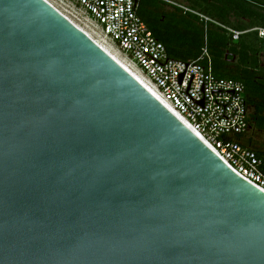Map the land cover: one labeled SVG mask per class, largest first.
<instances>
[{"label": "water", "instance_id": "water-1", "mask_svg": "<svg viewBox=\"0 0 264 264\" xmlns=\"http://www.w3.org/2000/svg\"><path fill=\"white\" fill-rule=\"evenodd\" d=\"M0 264H264V193L46 0H0Z\"/></svg>", "mask_w": 264, "mask_h": 264}, {"label": "built area", "instance_id": "built-area-1", "mask_svg": "<svg viewBox=\"0 0 264 264\" xmlns=\"http://www.w3.org/2000/svg\"><path fill=\"white\" fill-rule=\"evenodd\" d=\"M67 1L95 25L102 42L118 53L206 146L235 174L264 193V160L237 140L250 129L244 86L214 74L206 45L194 60H175L141 21L135 0ZM199 18L207 22V18ZM249 32L255 33L260 43L264 80V28L246 32L226 29L232 41Z\"/></svg>", "mask_w": 264, "mask_h": 264}, {"label": "trees", "instance_id": "trees-1", "mask_svg": "<svg viewBox=\"0 0 264 264\" xmlns=\"http://www.w3.org/2000/svg\"><path fill=\"white\" fill-rule=\"evenodd\" d=\"M242 16L257 23L243 25L234 31L246 32L253 28H264V18L258 14L242 9ZM138 15V12H137ZM207 17L212 14L204 13ZM139 16V15H138ZM197 20V17H193ZM153 36L164 45L170 58L180 61L196 59L206 45L212 54L214 74L220 78L234 79L241 82L245 89V99L249 110V128L264 132V80L260 64V43L255 33H243L237 41H232L226 30L203 29L189 22L188 30L177 35H158L151 25L147 24ZM224 25H227L224 23ZM229 44L231 45L229 47ZM235 57L233 63L225 60L226 50ZM212 50L216 52L213 54ZM251 150V149H250ZM257 157L264 160V151L252 150Z\"/></svg>", "mask_w": 264, "mask_h": 264}, {"label": "flooded vegetation", "instance_id": "flooded-vegetation-1", "mask_svg": "<svg viewBox=\"0 0 264 264\" xmlns=\"http://www.w3.org/2000/svg\"><path fill=\"white\" fill-rule=\"evenodd\" d=\"M135 3L141 21L148 29L147 24L151 25L158 35L175 34L177 30L185 32L189 22L199 28L212 30H235L243 25L257 23L242 16L243 8L264 18V0H135ZM204 13L212 14V17ZM200 16L207 18V22L204 23ZM193 17H197V20H193ZM212 51L213 54L216 52ZM209 55L213 57L210 52ZM223 58L231 63L235 61L228 49ZM245 142L252 147L248 140Z\"/></svg>", "mask_w": 264, "mask_h": 264}, {"label": "rangeland", "instance_id": "rangeland-1", "mask_svg": "<svg viewBox=\"0 0 264 264\" xmlns=\"http://www.w3.org/2000/svg\"><path fill=\"white\" fill-rule=\"evenodd\" d=\"M56 9L67 16V19L74 23L79 28L83 29L89 35H92L95 40L102 41L101 34L95 25L86 18L75 6L68 3L67 0H48ZM94 34V35H93ZM119 55V54H118ZM121 58V56L119 55ZM122 59V58H121ZM245 138L252 144L253 149L264 151V132L249 129Z\"/></svg>", "mask_w": 264, "mask_h": 264}, {"label": "bare ground", "instance_id": "bare-ground-1", "mask_svg": "<svg viewBox=\"0 0 264 264\" xmlns=\"http://www.w3.org/2000/svg\"><path fill=\"white\" fill-rule=\"evenodd\" d=\"M51 4V3H50ZM61 12V11H60ZM62 13V12H61ZM64 15V14H63ZM66 16V15H64ZM67 18V16H66ZM69 19V18H68ZM74 24V23H73ZM78 27V26H77ZM79 28V27H78ZM82 30L95 44H97L100 48H102L108 55H110L118 64H120L133 78H135L150 94H152L156 100H158L164 107H166L171 114H173L185 127H187L195 136H197L202 142L203 140L201 139L200 136H198L190 127V125L181 117L179 116L178 113H176L170 106L165 104L158 98V96L153 92V90L145 83V81L140 77L136 72H134L131 68L128 67V64L125 61H122V59L119 57L118 53L114 52L111 50L109 47H107L102 41L100 40H95L93 38L92 33L89 35L87 32H85L83 29L79 28ZM94 35V34H93Z\"/></svg>", "mask_w": 264, "mask_h": 264}, {"label": "crops", "instance_id": "crops-1", "mask_svg": "<svg viewBox=\"0 0 264 264\" xmlns=\"http://www.w3.org/2000/svg\"><path fill=\"white\" fill-rule=\"evenodd\" d=\"M237 140L241 143V145L243 146V147H245V148H247V149H251V150H255V149H253V147H251L250 145H247L246 144V138H245V136L244 137H241V138H237Z\"/></svg>", "mask_w": 264, "mask_h": 264}]
</instances>
